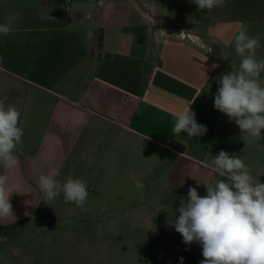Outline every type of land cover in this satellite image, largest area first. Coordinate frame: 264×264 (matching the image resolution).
<instances>
[{"label":"crops","instance_id":"crops-1","mask_svg":"<svg viewBox=\"0 0 264 264\" xmlns=\"http://www.w3.org/2000/svg\"><path fill=\"white\" fill-rule=\"evenodd\" d=\"M17 12L13 31L0 34V102L18 109L23 131L14 150L16 166L0 165V174L9 178L15 217L0 218V245L10 236L14 240L6 264L161 261L157 233L168 221L145 216L138 219L156 237L155 247L114 246L103 250L100 262V249L92 245L104 238L99 217L85 219L69 209L62 193L46 201L40 191L39 177L52 168L60 170L61 182L71 177L95 186L94 192L87 187L89 198L104 192L99 186H170L158 175L169 176L184 162L203 173L197 191L204 196V184L218 175L213 156L224 150L238 155L264 183V130L259 138L243 134L214 107L217 78L239 70L234 36L241 22L249 25L250 36L261 37L256 53L264 59V0H225L211 11H198L192 0H0V23ZM47 13L53 19L42 18ZM189 106L207 126L203 136L173 134L175 115ZM172 141L184 151L174 150ZM57 203L63 204L59 219L65 224L59 262L50 261L48 247L41 249L46 257L39 263L33 248L20 247L36 236L25 224L48 222L50 217L39 218V209ZM104 214L102 219L114 217ZM85 225L89 231L70 232ZM174 231L173 264L181 258L182 264H199L202 248L184 244ZM74 236L91 243L83 249L69 245Z\"/></svg>","mask_w":264,"mask_h":264},{"label":"clouds","instance_id":"clouds-1","mask_svg":"<svg viewBox=\"0 0 264 264\" xmlns=\"http://www.w3.org/2000/svg\"><path fill=\"white\" fill-rule=\"evenodd\" d=\"M198 11L220 7L225 0H192ZM166 13V11H165ZM167 14V13H166ZM20 18L14 13L0 23V34L7 36ZM42 18L53 19L47 14ZM249 25L241 22L234 36L235 52L241 58L238 71H229L218 77L219 85L214 96V107L235 122L241 133L254 138L264 130V59H258L256 50L261 47L259 34L250 36ZM161 35H167L164 30ZM181 32L179 35H182ZM216 67V65H213ZM20 112L14 105L0 102V165L5 169L16 166L14 150L21 143L22 129L18 126ZM173 134L203 136L207 126L196 120V113L187 110L175 115ZM211 167L221 177L214 184H204L206 195L201 196L196 187H189L186 198H181L178 217L168 224L183 238V243H193L202 248L199 264H264V183L257 180L245 162L236 154L221 150L213 156ZM58 168H52L39 177L38 187L46 201L61 193L66 202L82 205L88 197L86 184L69 177L61 182ZM201 184V183H198ZM19 189L20 185H15ZM13 193L9 178L0 174V218H13ZM183 258H181V264Z\"/></svg>","mask_w":264,"mask_h":264},{"label":"rangeland","instance_id":"rangeland-1","mask_svg":"<svg viewBox=\"0 0 264 264\" xmlns=\"http://www.w3.org/2000/svg\"><path fill=\"white\" fill-rule=\"evenodd\" d=\"M199 176V178H198ZM158 177L165 178L170 186H99L104 192L100 196L87 197L82 205H77L74 202H68L66 205H71L74 213L77 215H83L85 219L88 216L94 215L99 217L100 226L99 231L104 236L100 238L99 242L93 241L92 245L100 249V262H103V256L105 249H112L114 246H118L129 251L138 247L152 248L155 247L154 238L149 234V228L145 227V223L140 222L139 217L149 216H162L163 221H173L176 215H179L176 211L180 206L181 198H186L189 187H196L200 189L203 177V173L199 169H193L184 162L178 164V168L171 175L167 174L158 175ZM226 179L219 175H213L209 184H214L216 180ZM88 188L91 186H87ZM95 186L91 187L93 191ZM90 190V193H93ZM89 192V191H88ZM62 198V197H61ZM63 206V204H62ZM60 203L52 205V208H48L47 204L42 205L39 209L41 215L39 218L50 217L48 222H44L42 219H34L26 223L25 226L33 231L36 236L33 240H26L30 242V245H26V241L20 244V247L27 246L35 250L34 258L39 263H43L46 257L41 249L52 247L51 262H59L58 248L63 245V239L61 232L65 224L59 219L63 213V207ZM70 207V206H69ZM101 208H104L106 212H102ZM50 209H53L50 212ZM85 211V213H81ZM104 213L113 214L114 217L102 219ZM88 215V216H87ZM141 226V227H140ZM156 226V225H154ZM146 228V230H143ZM70 232L81 233L90 230L89 225H85L81 228L72 227ZM11 230V229H10ZM175 230L167 222L162 225V230L158 231V246L161 247V261L159 264H173L170 251L173 244V237ZM12 232V230H11ZM176 232V231H174ZM91 243L90 240H81L80 238H70L69 245H76L78 248L83 249ZM120 243V244H119ZM14 245L12 236L9 237L4 245H0V264H6L11 262L12 254L8 248ZM182 250V249H181ZM67 261H71L70 256Z\"/></svg>","mask_w":264,"mask_h":264},{"label":"trees","instance_id":"trees-1","mask_svg":"<svg viewBox=\"0 0 264 264\" xmlns=\"http://www.w3.org/2000/svg\"><path fill=\"white\" fill-rule=\"evenodd\" d=\"M101 40V38L99 39ZM170 146L174 149V150H177L179 152H183L184 151V146L182 144H180L179 142L177 141H172Z\"/></svg>","mask_w":264,"mask_h":264},{"label":"built area","instance_id":"built-area-1","mask_svg":"<svg viewBox=\"0 0 264 264\" xmlns=\"http://www.w3.org/2000/svg\"><path fill=\"white\" fill-rule=\"evenodd\" d=\"M71 0H67V2H70Z\"/></svg>","mask_w":264,"mask_h":264}]
</instances>
